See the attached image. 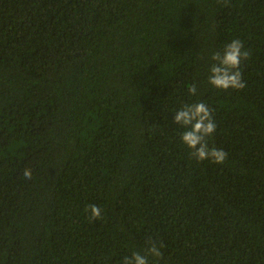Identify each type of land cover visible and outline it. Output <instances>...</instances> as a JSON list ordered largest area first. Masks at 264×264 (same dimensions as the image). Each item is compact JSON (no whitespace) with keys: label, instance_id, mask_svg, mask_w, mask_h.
Returning <instances> with one entry per match:
<instances>
[{"label":"trees","instance_id":"16d2710c","mask_svg":"<svg viewBox=\"0 0 264 264\" xmlns=\"http://www.w3.org/2000/svg\"><path fill=\"white\" fill-rule=\"evenodd\" d=\"M232 39L246 87L213 88ZM200 100L223 164L172 120ZM149 241L159 264H264V0H0V264H122Z\"/></svg>","mask_w":264,"mask_h":264},{"label":"clouds","instance_id":"9594fccd","mask_svg":"<svg viewBox=\"0 0 264 264\" xmlns=\"http://www.w3.org/2000/svg\"><path fill=\"white\" fill-rule=\"evenodd\" d=\"M249 56L250 53L239 39H232L221 50L213 51L209 57L212 63L208 68V83L213 88L225 91L243 89L246 87V82L242 79L240 65ZM187 91L190 95H196V84H191ZM213 111L214 109L203 100L186 103L174 112L172 120L183 129L180 133V141L190 150L191 157L198 162L209 160L212 163L223 164L227 153L214 145L210 146L209 143L217 128ZM23 176L25 179H31V169L25 168ZM86 211L91 221H99L102 218L103 209L95 204L88 205ZM163 247L160 242L149 241L143 253L133 251L130 256L123 258L122 264H149L150 257L152 264H159L163 257Z\"/></svg>","mask_w":264,"mask_h":264}]
</instances>
